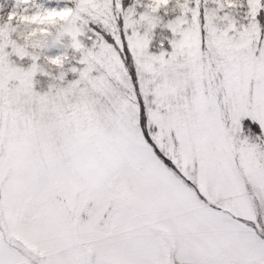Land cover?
Segmentation results:
<instances>
[{"label": "snow or ice", "instance_id": "1", "mask_svg": "<svg viewBox=\"0 0 264 264\" xmlns=\"http://www.w3.org/2000/svg\"><path fill=\"white\" fill-rule=\"evenodd\" d=\"M0 264H264V0H0Z\"/></svg>", "mask_w": 264, "mask_h": 264}, {"label": "rangeland", "instance_id": "2", "mask_svg": "<svg viewBox=\"0 0 264 264\" xmlns=\"http://www.w3.org/2000/svg\"><path fill=\"white\" fill-rule=\"evenodd\" d=\"M9 1V3H11V0H8Z\"/></svg>", "mask_w": 264, "mask_h": 264}, {"label": "trees", "instance_id": "3", "mask_svg": "<svg viewBox=\"0 0 264 264\" xmlns=\"http://www.w3.org/2000/svg\"><path fill=\"white\" fill-rule=\"evenodd\" d=\"M8 3H9V1H8ZM10 4V3H9Z\"/></svg>", "mask_w": 264, "mask_h": 264}]
</instances>
